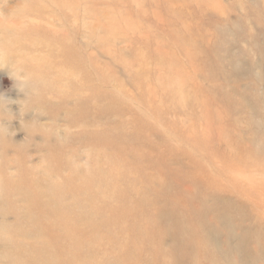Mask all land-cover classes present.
I'll list each match as a JSON object with an SVG mask.
<instances>
[{
    "label": "rangeland",
    "instance_id": "1",
    "mask_svg": "<svg viewBox=\"0 0 264 264\" xmlns=\"http://www.w3.org/2000/svg\"><path fill=\"white\" fill-rule=\"evenodd\" d=\"M56 168L61 264H264V0H0V264Z\"/></svg>",
    "mask_w": 264,
    "mask_h": 264
},
{
    "label": "bare ground",
    "instance_id": "2",
    "mask_svg": "<svg viewBox=\"0 0 264 264\" xmlns=\"http://www.w3.org/2000/svg\"><path fill=\"white\" fill-rule=\"evenodd\" d=\"M67 52L68 51H65V53H64V59L69 57ZM12 53H14V52H12ZM60 54H61V52H60ZM60 54L57 55V58H59ZM70 56L73 59H75V57L73 55H70ZM76 65L80 66V61L76 60ZM74 82H75V80H74ZM79 117H80V115H79ZM52 161L54 162L53 165L55 167H59L61 164V161H60V159H58V157L54 156V159ZM57 169H59V168H56V170H54L50 174V176L43 179L42 181L35 182V186L37 188V193H36L37 198L41 197L43 194L48 193V191L50 190L49 184L50 183L53 184L51 187V189H52L51 196H53V203L50 204L48 207L44 208V210L48 209L46 211V213H44L42 215L44 217V220H42L40 215H38L35 218L33 216V214L28 213V211L27 212L20 211L19 213L21 214V216L17 215L15 217L16 221H15L14 225H17V226L11 230V236L5 237L6 241L4 240V243L6 245H8L9 247L14 246L16 248L17 255L14 254V258H19L20 255L24 254L23 251H26V252L28 251L27 253L34 254L35 259H41V261H39V262L32 260L31 262H28V264H61V262L59 260V254L57 253V249L61 246V241H62L63 236H67V237L71 238L74 242L72 246L68 247V249L71 248L73 253L78 249L76 247H78V244L80 242V237H79L80 234L77 233L78 231L76 228V223H77V221L85 219V218H83L81 216L72 215L68 211L64 210V207H63V204L61 201L63 194L72 195L75 197V192H77V189L73 185H63V184H61L62 182L55 183L54 180L52 179V176H59V172L57 171ZM25 180L27 181V184H29L30 179L28 176H26ZM8 182H9V180H6V179H3L2 177H0V189L2 187V184L4 187H7ZM17 188L18 187L15 186V189H17ZM139 205L142 206L143 204L142 203H136V206H139ZM133 209L134 208L127 207L121 213L124 216H131V217L135 218L136 215L133 213V211H130ZM33 219H36V220H33ZM140 224H142V223H140ZM21 226H24L25 228H23ZM208 226H209V224H208ZM151 227H152V224H151ZM141 228L143 230L144 225ZM141 228H140V230L138 228H136L137 232H141ZM149 230L150 229L147 226L146 231L149 232ZM19 234L22 235V238H19L20 236H17ZM142 234H143V236L146 237V232L142 231ZM38 235H40V240H39L40 242L36 243V246H35V244L32 246L33 247V248H31L32 251L26 249L23 241H26L25 239H28V238H34ZM153 237H154V234H151L147 238L151 240ZM211 238L213 239L214 237H211ZM189 242H190V240L187 239L186 244H188ZM22 249H23V251H22ZM132 260L133 259L127 258L126 262L129 261L130 263H132L133 262ZM126 262H124V263H126ZM9 264H20V262L9 263ZM173 264H176V262L173 261Z\"/></svg>",
    "mask_w": 264,
    "mask_h": 264
}]
</instances>
